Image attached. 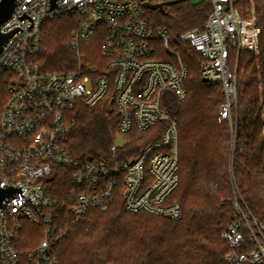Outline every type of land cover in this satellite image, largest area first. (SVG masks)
Instances as JSON below:
<instances>
[{"label": "built area", "instance_id": "2783aa9c", "mask_svg": "<svg viewBox=\"0 0 264 264\" xmlns=\"http://www.w3.org/2000/svg\"><path fill=\"white\" fill-rule=\"evenodd\" d=\"M2 0H0L1 2ZM180 0H17L1 27L13 33L0 56V76L9 74L7 99L0 95V186L17 192L0 209V263L19 264L16 242L21 221L44 228V239L29 251L34 264H61L55 244L63 237L55 229L51 210L56 203L46 182L56 167H73L72 214L106 211L120 193L130 213L146 212L179 221L182 207L170 201L180 184L178 121L164 109L165 92L184 102L188 97V68L176 50L190 46L202 58L201 76L225 94L221 116L234 122L238 98V65L233 54L258 52L261 29L254 9L245 17L239 0H208L206 23L186 32L171 33L152 25L148 5ZM64 15L75 16L71 47L80 65L71 72H46L39 60L43 26ZM102 34L105 63L82 66L83 41ZM4 84H0L2 88ZM6 85V84H5ZM106 103L119 115V136L112 159L73 156L69 142L76 105L95 109ZM163 126L161 139L138 157L120 161L125 135ZM128 157V156H126ZM235 220L222 233L228 264H264V224L254 217L239 191Z\"/></svg>", "mask_w": 264, "mask_h": 264}, {"label": "trees", "instance_id": "16d2710c", "mask_svg": "<svg viewBox=\"0 0 264 264\" xmlns=\"http://www.w3.org/2000/svg\"><path fill=\"white\" fill-rule=\"evenodd\" d=\"M238 7L245 17H251L254 9L261 33L257 53H236L231 58V67L235 68L239 57L238 109L233 126L221 116L225 104L222 88L203 81L200 54L186 45L176 49L188 68V97L181 102L167 91L163 106L178 121L180 184L170 201L180 203L182 219L127 212L120 193L106 211L90 210L76 218L70 205L71 194L76 190L73 167H56L46 187L56 203L51 210L55 229L63 232L54 247L61 264H228L224 255L229 248L222 233L235 220L228 171L230 157L245 205L264 224V0H239ZM211 9L208 0L199 4L180 0L163 9H149L148 14L153 26L181 33L202 27ZM74 29L75 16L71 15L44 24L39 60L46 72H71L80 65L73 59ZM101 41L92 38L82 42L84 68L105 63ZM95 56L100 63L90 62ZM9 76H0L4 101ZM71 118L74 127L68 147L73 156L81 161L88 156L111 160V147L120 133L115 107L111 109L106 103L95 109L76 105ZM232 128L236 129V138L231 147ZM162 132L163 126L159 125L125 135L127 145L117 153L120 161L140 156L161 139ZM43 239L42 226L21 221L15 244L19 264H34L28 253Z\"/></svg>", "mask_w": 264, "mask_h": 264}, {"label": "water", "instance_id": "95a60500", "mask_svg": "<svg viewBox=\"0 0 264 264\" xmlns=\"http://www.w3.org/2000/svg\"><path fill=\"white\" fill-rule=\"evenodd\" d=\"M57 0H52L53 7L56 6ZM17 0H2L0 2V56L3 52L4 46L8 42L9 38L12 37L13 33L11 34H4L1 32V27L3 24L9 20L14 12V9L16 7ZM178 1H173L169 3H165L164 5H148L150 9H163L164 6L169 4H174ZM204 82H207L206 80H203ZM17 190L15 188H2L0 186V209L4 206V202L15 195Z\"/></svg>", "mask_w": 264, "mask_h": 264}, {"label": "rangeland", "instance_id": "374dc122", "mask_svg": "<svg viewBox=\"0 0 264 264\" xmlns=\"http://www.w3.org/2000/svg\"><path fill=\"white\" fill-rule=\"evenodd\" d=\"M192 2H194L195 4H199V3H202V2H206L207 0H191ZM96 39H103V35L102 34H98L96 35V37H94ZM102 42V41H101ZM257 53V52H256ZM73 59H74V62L76 61V64L78 65V60L77 58L75 57V55L73 54ZM85 59V58H83ZM86 62V60H83ZM90 62H94V63H100V59L97 58L96 56L94 57L93 61H90ZM225 98V97H224ZM226 100V99H225ZM225 103V101H224ZM237 107L236 109L234 108L233 109V113H234V118L236 119L237 118V109H238V103H236ZM235 138H236V129L235 128H232V131H231V141H230V146L232 147L234 142H235ZM116 143L118 145H123L124 143V140L122 139L121 136H118L117 139H116ZM87 158L91 159L92 157L91 156H88ZM228 171H229V174L231 175V188H232V192L234 194V200H236L238 197H239V194H238V188H237V185L235 183V177H234V173H233V169L231 168V157H230V163H229V166H228Z\"/></svg>", "mask_w": 264, "mask_h": 264}]
</instances>
